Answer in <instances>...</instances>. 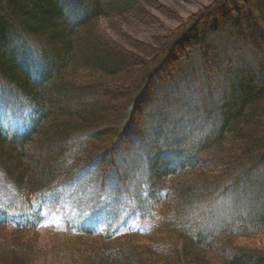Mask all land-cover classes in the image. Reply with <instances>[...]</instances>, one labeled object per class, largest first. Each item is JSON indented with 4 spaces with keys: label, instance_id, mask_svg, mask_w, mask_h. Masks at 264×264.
<instances>
[{
    "label": "trees",
    "instance_id": "trees-1",
    "mask_svg": "<svg viewBox=\"0 0 264 264\" xmlns=\"http://www.w3.org/2000/svg\"><path fill=\"white\" fill-rule=\"evenodd\" d=\"M153 1L0 0V92L30 112L22 132L0 120V173L27 211L23 224L0 219V231L17 233L0 240V264L34 263L31 245L18 240L43 220L34 203L45 207L51 190L84 171L99 176L98 190L108 173L122 184L116 152L161 138L179 108L199 111L207 125L185 150L175 141L163 152L150 147L147 203L134 216L159 209L154 236L134 245L140 233L120 240L111 224L99 233L69 224L65 235L83 243L76 260L68 256L73 264H264V250L236 243L264 235V210L238 225L220 220L215 233L183 221L195 199L231 196L241 179L264 171V0L213 1L154 47L125 48L101 30L100 21L112 30L142 23ZM178 95L188 98L179 103ZM151 109L161 122L139 132L140 113Z\"/></svg>",
    "mask_w": 264,
    "mask_h": 264
},
{
    "label": "rangeland",
    "instance_id": "rangeland-1",
    "mask_svg": "<svg viewBox=\"0 0 264 264\" xmlns=\"http://www.w3.org/2000/svg\"><path fill=\"white\" fill-rule=\"evenodd\" d=\"M213 1L216 0H154L150 7L145 9L146 15L142 23L128 21L116 27L115 30L110 29L106 21H100L99 26L107 36L125 48L126 42L133 43V41L154 47L162 37ZM232 3L238 5L241 1L233 0ZM248 12L252 16L256 15V6H250ZM8 95V93L0 92L1 126L7 131L22 132L27 128L26 122L30 119V112L21 110L17 112L18 109L11 105ZM181 96L183 95L175 96L180 97L179 103H181L180 100L185 102L188 98V96ZM161 107L166 112L167 106L161 105ZM163 116L161 111H155V109L140 113L139 132H152ZM188 118L191 121L188 122ZM203 119L205 116H202L199 111L194 112L188 108L175 109L167 122L162 125L168 129H165L161 138L156 139L153 134L147 135L140 139L141 143L138 145L137 143L134 145L132 141L131 144H127L128 149L124 148L116 152L114 159L117 163L114 169L121 173L125 172L122 184L108 179L110 175L108 173L104 189L98 190L99 185L96 181L99 176H95L94 170L84 171L83 175L89 177L84 178L81 175L74 183L51 190L49 198L43 199L50 200L45 207L43 202L34 203L33 211L37 210V213L40 211L39 214L43 216L42 222L36 229L24 230L18 234L20 237L18 240L23 244H30L33 248L32 251L35 253L33 256L36 257L33 264H73L68 255L70 254L76 260L82 251L79 245L83 242L75 240L80 234L65 235L63 228L69 224L98 233L110 227L111 224V229L121 231L115 238L124 240L122 236L137 232L142 235V238L129 242L134 245L147 243L146 241L154 236L153 230L157 218L155 215L159 209L154 208L142 217L134 216V210L137 205L141 210L146 207L147 166L152 163L155 155L150 147L155 145L156 149L163 152L176 142L177 146L185 150L197 140L196 138L202 133L200 129L207 125ZM174 136L176 138H173ZM254 176L256 177H251L249 181L246 178L241 179L237 189L232 190L231 196L217 198L211 193L199 200L195 199L184 215L183 221L192 227L193 231L207 229L215 233L221 227L220 220H227L231 224L238 225L243 223L240 220L256 217V213L259 214L264 210V208L260 209L264 206V171ZM40 205L43 207L41 208ZM139 207L136 211L140 210ZM4 215L12 224L18 225L24 223L23 217L27 216V211L22 208L14 189L0 173V219ZM16 234L7 229L1 230L0 240H12ZM236 243L263 251L264 235L257 233L248 239L238 238Z\"/></svg>",
    "mask_w": 264,
    "mask_h": 264
}]
</instances>
